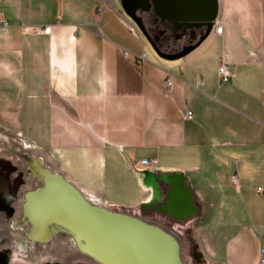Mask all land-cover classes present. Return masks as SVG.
<instances>
[{
	"label": "crops",
	"instance_id": "1",
	"mask_svg": "<svg viewBox=\"0 0 264 264\" xmlns=\"http://www.w3.org/2000/svg\"><path fill=\"white\" fill-rule=\"evenodd\" d=\"M0 18V156L22 189L46 171L138 214L152 181L145 219L191 239L199 264H259L264 0H0ZM178 181L182 219L178 197L158 208Z\"/></svg>",
	"mask_w": 264,
	"mask_h": 264
},
{
	"label": "water",
	"instance_id": "2",
	"mask_svg": "<svg viewBox=\"0 0 264 264\" xmlns=\"http://www.w3.org/2000/svg\"><path fill=\"white\" fill-rule=\"evenodd\" d=\"M127 13L140 25L132 9ZM151 183V201H141L140 209L152 205L158 197ZM165 195L167 199L159 209L170 203V197H178L186 210L175 213L176 216L182 219L192 212L191 197L180 181L171 185ZM24 207L36 227L43 228L48 222L67 227L84 249L107 264H183L176 238L168 231L134 214L90 203L59 175L45 171L42 183L26 193ZM200 255L197 251V262Z\"/></svg>",
	"mask_w": 264,
	"mask_h": 264
},
{
	"label": "flooded vegetation",
	"instance_id": "3",
	"mask_svg": "<svg viewBox=\"0 0 264 264\" xmlns=\"http://www.w3.org/2000/svg\"><path fill=\"white\" fill-rule=\"evenodd\" d=\"M13 168L9 159L0 156V264H65L64 260L69 258L77 264H107L84 249L67 227L55 222H48L43 228L36 227L24 202L26 193L41 179L36 178L35 184L24 190L20 187L21 171ZM138 209L139 217H144L147 205ZM187 244L189 256L197 262L195 243L187 238ZM178 255L181 260L179 250Z\"/></svg>",
	"mask_w": 264,
	"mask_h": 264
},
{
	"label": "built area",
	"instance_id": "4",
	"mask_svg": "<svg viewBox=\"0 0 264 264\" xmlns=\"http://www.w3.org/2000/svg\"><path fill=\"white\" fill-rule=\"evenodd\" d=\"M0 23H4V21L0 18ZM43 33H48L50 30V25L49 24H45L42 26V28L40 29ZM214 30L216 32H220L221 30V25L215 24L214 25ZM122 54L125 56L127 54L126 50H122ZM139 58L142 57V53L138 55ZM217 73H218V77L221 81H225L227 79V77L230 75V71L227 67V64L225 62H220L217 66ZM171 84V79L169 77H166L164 79V89L167 88L169 85ZM191 112L190 110L186 109L183 113L184 116H190ZM136 164H141V165H145V166H153L154 164V158H140L134 162H132V166H136ZM230 182L232 184L236 183V177L234 174L230 175L229 178ZM255 189L257 191H262V187L261 186H256ZM259 256H258V263L259 264H264V246H260L259 247Z\"/></svg>",
	"mask_w": 264,
	"mask_h": 264
},
{
	"label": "rangeland",
	"instance_id": "5",
	"mask_svg": "<svg viewBox=\"0 0 264 264\" xmlns=\"http://www.w3.org/2000/svg\"><path fill=\"white\" fill-rule=\"evenodd\" d=\"M117 211H120V210H117ZM121 212H127V211H123V210H122ZM127 213H130V212H127ZM131 214H134V215H136V216L139 217L138 214H135V213H131ZM141 218H142L144 221H147V220L145 219V217H141ZM158 227H160V228H162V229L168 231V227H165V226H159V225H158ZM168 232H169V231H168ZM169 233H170V232H169ZM170 234H172V233H170ZM172 236L176 238L177 245H178V250H179V254H180V256H181V262H182L183 264H199V262L197 263V262L193 261V260L191 259V257L189 256L187 241H186V240L179 239V237H178V236L176 237V235H173V234H172ZM54 240H55V239L53 238V242H55ZM52 249L61 250L62 248H60V247H52ZM63 249H66V248H63ZM72 260H74V259H72V258L66 259V261L64 260V263H65V264H77L76 262L73 263ZM92 264H93V263H92Z\"/></svg>",
	"mask_w": 264,
	"mask_h": 264
}]
</instances>
